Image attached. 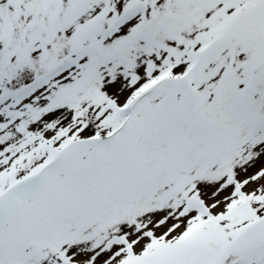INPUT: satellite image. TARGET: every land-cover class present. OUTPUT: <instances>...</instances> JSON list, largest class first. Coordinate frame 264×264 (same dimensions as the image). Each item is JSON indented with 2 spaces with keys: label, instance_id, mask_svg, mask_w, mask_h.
<instances>
[{
  "label": "snow or ice",
  "instance_id": "obj_1",
  "mask_svg": "<svg viewBox=\"0 0 264 264\" xmlns=\"http://www.w3.org/2000/svg\"><path fill=\"white\" fill-rule=\"evenodd\" d=\"M0 264H264V0H0Z\"/></svg>",
  "mask_w": 264,
  "mask_h": 264
}]
</instances>
